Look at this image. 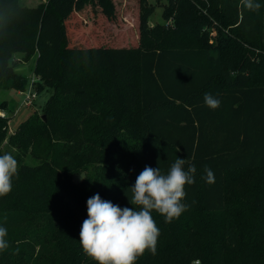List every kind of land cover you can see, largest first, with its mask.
<instances>
[{
    "label": "trees",
    "instance_id": "1",
    "mask_svg": "<svg viewBox=\"0 0 264 264\" xmlns=\"http://www.w3.org/2000/svg\"><path fill=\"white\" fill-rule=\"evenodd\" d=\"M59 1L0 0V89H27L20 54L33 60L35 93L51 90L10 133L0 101V155L18 162L0 196V264H96L79 241L87 200L139 211L128 190L137 176L145 166L167 173L177 157L197 169L187 210L170 223L152 211L156 253L135 264H264V0L257 11L239 0H167L164 23L152 26V5L138 0L133 46L70 41L67 22L79 13ZM91 1L115 18L113 0ZM206 166L213 184L201 178ZM81 171L87 178L74 183Z\"/></svg>",
    "mask_w": 264,
    "mask_h": 264
},
{
    "label": "clouds",
    "instance_id": "2",
    "mask_svg": "<svg viewBox=\"0 0 264 264\" xmlns=\"http://www.w3.org/2000/svg\"><path fill=\"white\" fill-rule=\"evenodd\" d=\"M242 2L249 11L260 8L255 0ZM204 103L215 110L221 101L206 93ZM185 164V159L177 157L167 173L159 167L145 166L135 184L128 189L131 192L129 201L131 205L139 206V211L102 200L99 194L89 198L88 218L83 221L79 234L84 253L96 264H135L138 256L146 250L155 254L160 230L151 213L155 210L165 217L166 223H170L187 210L182 202L186 196L185 186L195 183L197 169L190 164L185 170ZM17 168L18 162L13 155H0V196L12 190V178ZM83 178H87L86 175ZM201 178L208 184L215 183V174L207 166ZM6 236L7 229L0 226V251L8 247Z\"/></svg>",
    "mask_w": 264,
    "mask_h": 264
},
{
    "label": "rangeland",
    "instance_id": "3",
    "mask_svg": "<svg viewBox=\"0 0 264 264\" xmlns=\"http://www.w3.org/2000/svg\"><path fill=\"white\" fill-rule=\"evenodd\" d=\"M40 1L44 0H19L20 4L26 6H34ZM166 1L147 0L152 5V13L148 18L150 26L164 23L162 10ZM241 1L239 0L238 4ZM59 2L60 4L66 3L68 5V16L72 17L73 14L79 13L77 21L71 18L67 22L70 41L75 39L76 34H79L83 40L89 37L91 39L98 38L99 42L106 41L107 43L105 44L136 45L138 0H113L115 3V18L113 20L104 19L99 7L94 3L92 4L91 0H71L70 3L68 0H60ZM80 22L82 26H80ZM228 31L226 28L219 34L217 29L210 30L208 33V42L215 45L217 36L228 35ZM20 56V54H17L16 58H14L17 62L16 69L21 71L30 80L34 77L32 72L33 60L23 62ZM50 93V89H43L36 94L32 103L25 105L21 102L24 94L15 88L0 89V101H6L8 108L12 111L8 132H12L16 125L21 120L27 118L33 111L40 113L41 107ZM2 150H6V145L2 146Z\"/></svg>",
    "mask_w": 264,
    "mask_h": 264
},
{
    "label": "built area",
    "instance_id": "4",
    "mask_svg": "<svg viewBox=\"0 0 264 264\" xmlns=\"http://www.w3.org/2000/svg\"><path fill=\"white\" fill-rule=\"evenodd\" d=\"M36 78L37 77L32 78L30 80V83L28 84V87L25 91H19L20 93L24 94L21 102L25 105H29L30 103H32L33 98H35L36 93L33 89V83L32 82L35 81ZM0 114L4 115L3 112L2 113L0 112ZM195 263H197V261H195Z\"/></svg>",
    "mask_w": 264,
    "mask_h": 264
},
{
    "label": "water",
    "instance_id": "5",
    "mask_svg": "<svg viewBox=\"0 0 264 264\" xmlns=\"http://www.w3.org/2000/svg\"><path fill=\"white\" fill-rule=\"evenodd\" d=\"M85 176V172L81 171L80 173H74L72 174V181L74 183H79L83 180V177Z\"/></svg>",
    "mask_w": 264,
    "mask_h": 264
}]
</instances>
